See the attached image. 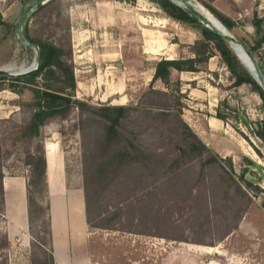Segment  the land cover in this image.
Segmentation results:
<instances>
[{
    "label": "rangeland",
    "instance_id": "374dc122",
    "mask_svg": "<svg viewBox=\"0 0 264 264\" xmlns=\"http://www.w3.org/2000/svg\"><path fill=\"white\" fill-rule=\"evenodd\" d=\"M31 1L0 0V68L20 71L36 59V50L20 43L15 31L21 11ZM194 1L209 18L219 19L215 9L233 19L236 24L226 27L228 31L245 45L253 44L252 21L256 14L264 17V0ZM60 10L59 28L53 27L56 13L49 9L31 14V32L69 42L76 98L95 107L130 106L118 138L134 144L132 160L111 166L103 163L108 154L97 144L103 137V119L90 110L74 106L65 119L57 115L43 126L44 145L60 144L68 185L80 184L84 192L79 207L83 224L77 229L76 221L70 220L63 227L58 220L61 262L264 264L260 94L248 83L235 86L218 52L199 62L198 71L173 69L168 83L153 81L162 58L195 56L194 43L204 26L174 18L157 0H65ZM50 14L53 20L48 23ZM258 54L264 56V46ZM39 81L44 85L40 77ZM110 87L122 91L104 99ZM34 100L31 86L0 79L4 176L26 174L28 150L37 149L38 138L22 136ZM32 192L40 206L49 203L52 220L49 187L48 193L35 187ZM63 200L56 202L61 214L60 206L67 209ZM40 206H35L32 231L29 222L31 240L23 241L20 234L11 240L0 200V238L7 234L10 240L0 249V264H50Z\"/></svg>",
    "mask_w": 264,
    "mask_h": 264
},
{
    "label": "trees",
    "instance_id": "16d2710c",
    "mask_svg": "<svg viewBox=\"0 0 264 264\" xmlns=\"http://www.w3.org/2000/svg\"><path fill=\"white\" fill-rule=\"evenodd\" d=\"M161 7L174 18L199 24L198 18L186 7L179 5L173 0H157ZM65 3V0H50L38 9H36L31 16L49 9L53 14L56 13L54 20L52 15H49V21H52L53 27L59 28L62 20L61 5ZM64 6V5H63ZM214 13L219 17L223 24L228 28H233L236 24L233 19L220 13L219 11L212 9ZM25 23L24 34L31 41L37 42L41 45L43 50V64L40 70L34 73H30L24 76L16 78H6L10 82L22 81L26 85L31 86L35 93V100L32 103L33 111L32 115L23 127L22 136L30 138H38L37 149L34 152L28 150L26 164L29 167L30 176L28 175V214L30 222V230L33 227V219L37 211L35 206H40L37 203V199L32 192V188H38L43 192L48 193V179H47V157L46 149L43 143L42 128L57 115H62L65 119L70 110L75 106L82 109H88L100 116L103 119L104 132L103 137L97 144L106 150L108 156L103 160V163L111 165L117 163H128L134 157L130 153V148L133 147L131 141H127V144L122 143L119 135V127L122 124V120L128 115L130 106L128 105H113L105 104L98 107L91 106L85 101L75 97L76 80L74 70L71 64V48L69 42L66 44L61 39L57 41L55 39L45 38L41 32H31V26H29V20ZM3 22L2 15L0 13V24ZM47 23V24H48ZM252 24L255 27L256 34L252 45H248L250 50L256 54L264 69L263 59L264 56H259L258 51L264 46V17L254 15ZM70 27V26H69ZM68 28V26H67ZM202 37L197 39L194 43V57L189 58H162L159 60L155 67V73L153 81L162 80L164 83H168L171 77L173 69L180 71H198V63L209 59L214 52H218L228 69L234 76L233 84L235 86L243 83L250 84L255 91L264 99V88L256 80L253 73L249 70L238 55L231 49L229 43L222 39L219 35L207 27H202ZM39 77L43 80L44 85H39ZM5 77H1L3 79ZM157 91V90H156ZM154 91V92H156ZM161 112H166L164 107H159ZM151 109V108H149ZM264 124V122H263ZM195 139L201 141L194 135ZM201 148H206L205 143L202 141ZM106 171L100 168V172ZM4 174L0 171V200L2 204V212L4 211V186H3ZM87 198V193H86ZM40 214L45 216L48 247H45V251L49 255V263L55 264L53 254V233H52V221L50 215V205L46 204L45 207H38ZM1 213V212H0ZM32 231V230H31ZM34 243L38 240L33 236ZM10 245V240L7 234H4L0 238V249H6Z\"/></svg>",
    "mask_w": 264,
    "mask_h": 264
},
{
    "label": "crops",
    "instance_id": "0c3cea01",
    "mask_svg": "<svg viewBox=\"0 0 264 264\" xmlns=\"http://www.w3.org/2000/svg\"><path fill=\"white\" fill-rule=\"evenodd\" d=\"M122 89L110 87L106 90L103 98H107L113 93H120ZM124 97V96H123ZM118 101V99H114ZM52 144V149L55 158V169L52 180L49 175V150L48 146ZM46 157H47V176H48V187L51 197V213H52V231L54 233V254L56 264H63L59 257V249L57 248V226L59 217L61 218V225L63 222V227L66 221L72 220V223L76 221L74 225H79L84 222V215L81 219V209H79L81 203L80 198L84 196L83 188L81 185L70 186L66 180V162L61 152L60 144L56 141L46 142ZM28 171L26 174L18 176H4L3 186H4V197H5V217L7 219L6 231L11 240H13L17 235L20 234L22 240H31L29 233V216H28V202H27V184H28ZM65 198V203L67 204V209L61 208L62 214L57 211L58 205L56 202H63ZM64 203V204H65ZM61 214H59V213ZM59 232V230H58ZM14 237V238H13ZM73 256V254H72ZM71 257V256H70Z\"/></svg>",
    "mask_w": 264,
    "mask_h": 264
},
{
    "label": "water",
    "instance_id": "95a60500",
    "mask_svg": "<svg viewBox=\"0 0 264 264\" xmlns=\"http://www.w3.org/2000/svg\"><path fill=\"white\" fill-rule=\"evenodd\" d=\"M50 0H32L28 3L24 9L21 11L18 20L15 24V31L17 34V38L20 43L23 45L32 47L36 50V59L26 67L25 69H21L20 71H13L11 68H0V76L6 78H16L19 76H24L30 73L37 72L40 70L43 64V50L41 45L37 42L31 41L24 34V24L27 18L39 7L44 5ZM179 5H182L188 8L197 18L198 20L208 29L213 31L215 34L219 35L222 39L227 41L233 47L234 51L238 54L240 59L248 65L249 70L253 73L256 80L262 85L264 88V70L259 62L256 55L250 50V48L245 45L242 41L237 39L232 33L228 31L226 26L217 19V21H213L208 17V13H205L204 10L200 9L194 0H173ZM245 54L243 57L241 55ZM248 61V62H247Z\"/></svg>",
    "mask_w": 264,
    "mask_h": 264
},
{
    "label": "bare ground",
    "instance_id": "6f19581e",
    "mask_svg": "<svg viewBox=\"0 0 264 264\" xmlns=\"http://www.w3.org/2000/svg\"><path fill=\"white\" fill-rule=\"evenodd\" d=\"M210 19H212L213 21H217L218 18L215 17V20L213 18H210ZM241 56L245 57L246 55L243 54ZM48 150H49V154H48V156H49V175H50V179L52 180L53 175H54V169H55V158H54V152L52 149V144H49Z\"/></svg>",
    "mask_w": 264,
    "mask_h": 264
}]
</instances>
